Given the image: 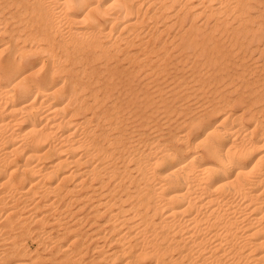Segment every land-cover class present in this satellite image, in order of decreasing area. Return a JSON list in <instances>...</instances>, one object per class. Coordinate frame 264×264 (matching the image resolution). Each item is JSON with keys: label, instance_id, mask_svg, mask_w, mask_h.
Wrapping results in <instances>:
<instances>
[{"label": "bare ground", "instance_id": "bare-ground-1", "mask_svg": "<svg viewBox=\"0 0 264 264\" xmlns=\"http://www.w3.org/2000/svg\"><path fill=\"white\" fill-rule=\"evenodd\" d=\"M147 260L264 264V0H0V264Z\"/></svg>", "mask_w": 264, "mask_h": 264}, {"label": "rangeland", "instance_id": "rangeland-1", "mask_svg": "<svg viewBox=\"0 0 264 264\" xmlns=\"http://www.w3.org/2000/svg\"><path fill=\"white\" fill-rule=\"evenodd\" d=\"M251 62V61H250ZM52 231H54L55 233L57 232L56 231V229H52ZM31 237H29L28 238V241L26 240V245H28V248H30V249H35V248H37L38 250H40L41 252H43V253H46L47 254V250H43L42 248L44 247V245H39L40 244V240H37V239H35V238H31ZM34 239V240H33ZM36 242V243H35ZM89 243L91 244V242L89 241ZM35 244H37V245H35ZM95 244V242H93L92 244H91V246H93ZM37 246H39V247H37ZM42 249V250H41ZM92 249V248H91ZM91 249H89L88 250V252L86 253L87 254V256L89 255V256H92V255H94L95 253L93 252V250H91ZM49 250V249H48ZM50 252V251H49ZM92 253V254H91ZM91 254V255H90ZM147 262V264H151L152 262L151 261H149V260H147L146 261ZM66 264H68V262L66 263Z\"/></svg>", "mask_w": 264, "mask_h": 264}]
</instances>
